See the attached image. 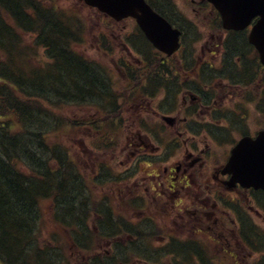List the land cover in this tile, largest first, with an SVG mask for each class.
<instances>
[{
    "label": "flooded vegetation",
    "instance_id": "af4514ba",
    "mask_svg": "<svg viewBox=\"0 0 264 264\" xmlns=\"http://www.w3.org/2000/svg\"><path fill=\"white\" fill-rule=\"evenodd\" d=\"M147 1L155 2L158 11L171 20L178 22L174 24L181 32L180 46L173 53L164 54L156 50L146 40L135 19L128 17L115 20L103 13L101 14L105 20L118 24L123 23L120 32L114 35L112 40L100 29L95 33V46L104 56L111 57L112 65L103 63L102 65L96 59L89 60L75 48V53L79 54L78 57L87 62L84 59L86 58L91 67L101 68L105 74L115 78L117 76L114 74H117L120 76L119 80L124 77L126 81L124 89L113 88L109 90L110 97L107 99L97 97L91 91L78 92L79 94L88 93L89 97L77 96L74 101L76 109L78 107H90L94 112L92 113L93 117L81 118L82 116L77 111V125L79 127L84 125L88 129L91 128V130L105 127L107 131L113 125L120 127L123 122L122 113H127L128 117L132 118L133 126L137 128L138 133L141 135L138 136L135 142L126 138L128 141L125 148L135 146L134 149L128 152L129 159L127 162L129 164H127V168L106 172L105 164L99 161L96 163V171L99 172V177H107L106 181L93 183L94 178L87 177L84 173V177L82 175L79 177L87 190L86 193L89 192L88 188H95L100 183L108 185L110 190L122 188L127 194H129L131 188H135L136 193H140L143 198L138 203L139 207L144 210L148 209L150 211L149 215H154L144 217V222L156 223V219H161L164 224L167 223L182 231L185 229L186 233L191 234H187L188 236L200 235L205 237L207 234V238L211 242L218 240V243L222 244V248L224 246L234 249L235 253L238 254L237 251H243L246 248L242 236L236 231L234 225L240 224L241 219L247 217L242 214L240 201H235L234 194L243 196L251 211L262 218L264 216L249 203V197L247 196L249 189L241 190L239 187L228 189L226 180L229 175L222 173L227 155L218 166H212L209 161L210 157L197 147L196 140H180L178 136L182 133V130L199 129L203 125H211L216 129L212 131L214 136H216V133H222L223 138L221 141L224 139L231 140L229 135L232 130L238 129L239 137L234 140L233 145L244 136L255 137L258 131L264 128V123H258V119L264 122V82L261 83L262 90L259 98L257 97V89L255 92L252 88L243 93L244 88L250 87L253 78L258 77V75L264 77V66L261 64L257 50L248 39L250 26L241 30L225 29L221 25L216 11L206 0H189L192 10L198 16H202L204 21L208 23L205 26L186 23L180 7L171 2L168 3L166 0ZM207 14H210V17H207ZM256 20L254 19L253 22H256ZM193 30H196L195 35H192ZM193 36L197 39L194 40ZM200 40L207 42L204 45L206 53L202 57L200 55L194 56V51L190 48L193 43ZM77 43L78 40L75 41L74 45L76 46ZM116 44L120 48L117 58L113 56ZM235 44L238 47L231 49L234 48ZM100 64L102 66H99ZM227 70L234 71L236 76H230ZM94 75L96 74L94 73ZM136 78H139L140 82L133 85L135 83L133 79ZM223 81L227 83L223 84ZM211 83L220 86L216 87V95L212 92L213 88L209 86ZM99 84L104 87L103 84ZM176 86L181 88L182 93L185 92L184 97L178 98L176 95L177 88L174 89ZM156 93L159 95L158 103L150 104L151 99H149L150 101L144 99L139 103L143 108L137 110V112L142 113L140 114L142 120L140 115L135 116L132 113V108L135 106L133 100L136 95L154 98ZM250 93L257 96H251ZM124 95L127 97L124 98ZM123 100L128 102L119 105ZM224 100L232 104L223 106ZM249 100L252 101L249 107L255 108V113H251V117H253V126L251 127L249 124L250 117L247 115L249 104L246 105ZM160 106L169 107L166 110H173L175 113L167 115L165 110L161 111L159 109ZM147 109L151 110L154 116L159 119L154 121L156 124H153V126L163 127L167 132H169L168 127L172 129L170 143L175 147L173 153H176L179 149V153L182 154L181 158L178 157L176 160H172L173 157H169V155L161 158L160 154L156 152L157 148L153 146L154 144L147 142L148 140L151 141V133L145 131L151 129L150 124L143 117V113L147 112ZM238 109L239 111H236ZM228 112L229 114L234 113V115L230 118L225 116V122L228 123L223 124L224 121H222L221 124V119ZM195 115H198V119L195 118ZM163 116H166L167 120H164ZM237 117L238 119H236ZM250 123L252 125V119ZM173 130H175L174 135H172ZM107 138L108 136L105 140ZM114 139L116 138L113 136L108 139V142H113ZM109 144L107 143V145ZM206 148L204 147V149ZM144 162L145 166L143 167ZM168 162L170 163L166 164ZM141 171L143 174H140ZM132 178L136 183L134 185L130 184ZM121 185H124V187ZM129 196L126 197L127 205H129ZM112 201L110 196L105 195L94 215L102 213V209L109 210L110 207L112 208ZM237 203L240 208L237 207ZM165 213L169 214V218L172 217L171 223L165 219ZM83 240L84 238L80 233L76 245H82ZM108 241L110 247H112L113 236L111 234L108 235ZM186 241H188V247H192V243L198 244L195 251H191L190 261L202 264L200 261L201 256H203L200 251L204 250L202 244L194 239H187ZM125 249L126 252L134 251L131 242L125 243ZM177 250L181 262L179 264H182L185 261V256L181 252L182 249ZM105 252L109 253L107 249H105ZM110 259V262L98 263L94 261V264H114V254L111 255ZM118 262L124 264L125 261Z\"/></svg>",
    "mask_w": 264,
    "mask_h": 264
},
{
    "label": "rangeland",
    "instance_id": "374dc122",
    "mask_svg": "<svg viewBox=\"0 0 264 264\" xmlns=\"http://www.w3.org/2000/svg\"><path fill=\"white\" fill-rule=\"evenodd\" d=\"M173 1V2H171ZM172 4L176 5L177 7H180L182 10V13L184 14L185 20H187L191 25L201 24L200 20L204 18L202 16H198L193 10L192 5L190 4L188 7L185 6L186 0H169ZM35 3L38 7H34L35 13L36 8H39L40 12H50V15L52 18L58 20H62V22L66 25H70L71 28H69V32H67L68 35L71 36V38L68 41V49L70 50L75 41L78 40L77 45L74 48H77V51L81 53L84 57L89 58V60H98L102 64L112 65L113 61L111 57L104 56L102 52H100L97 47L95 46V33L100 29L103 31L104 34L110 36V39L114 37V35H117L120 32V29L123 25V23H113L105 20L103 16L95 9L91 8L85 1L83 0H35ZM29 13H33V7L30 6L28 9H26ZM39 13V12H38ZM178 14H180L178 12ZM34 17V16H33ZM32 17V18H33ZM207 17H210V14H207ZM184 20V19H183ZM184 20V21H185ZM104 21V22H103ZM187 23V22H186ZM208 24V23H207ZM16 27H12V30L14 31ZM112 34V35H111ZM31 35H35L34 33H26L21 34L20 39L23 37V46L25 44L28 45L29 53L31 55L30 60L25 61V66L18 65L16 61L13 58V52L10 54L9 59L2 60L5 64V70L8 72L11 70V67L19 68L21 70H40L44 71L48 65H51L52 62L48 61L47 58V51L43 46L37 45L36 41L34 40V37ZM36 39V38H35ZM114 40V39H113ZM26 42V43H25ZM207 42L200 40L199 42L193 43L190 48L192 51H194L193 55H200L201 57L206 53V49L204 48V45ZM36 44V45H35ZM118 44V43H117ZM117 44L114 46L115 48V54L113 56H116L120 51V48L117 46ZM238 47L237 44L234 45V48L236 49ZM4 49H1L0 54L4 55L3 53ZM74 50V49H73ZM76 52V49L74 50ZM15 52V51H14ZM16 54V52H15ZM258 54V53H257ZM77 56H79L78 53H76ZM82 56V57H83ZM83 57V58H84ZM87 62L88 60L84 58ZM10 60V61H9ZM1 61V60H0ZM91 63V62H90ZM99 66H102V65ZM90 65V64H89ZM10 68V69H9ZM93 72L96 74V79L99 81V83L103 84L105 87L111 89H124L125 88V78L114 74L117 76V78L105 74L101 68L98 67H91ZM250 72V71H249ZM227 73L234 77L236 76L234 71L227 70ZM135 78V77H134ZM135 83L133 85H136L138 82H140L139 78H136ZM4 81H0V89L3 90L2 84ZM264 82V77L262 78L261 75L256 76V78H253L250 82L249 88H244L243 93L246 90L252 89L253 92L257 89L258 96L254 93H250L251 96H257L258 98L261 95V83ZM42 84L41 88L39 89L42 93H49L46 88L44 87L46 84L49 85L48 79H43L40 82ZM227 82L223 81V84H226ZM78 84H83V80L79 81ZM181 85V82L179 83ZM131 85V86H133ZM178 86V85H177ZM177 86L174 88L176 90ZM210 88H213L212 92L216 95V87H220L216 83H211ZM0 90V91H1ZM9 90L14 93L15 90L9 87ZM29 92V91H28ZM65 90L64 88L59 89L58 91L52 92L53 94H56L60 97L65 96L64 94ZM44 93V94H45ZM176 95L178 98H182L185 95V92L182 93V90L180 87L177 88ZM10 95L3 96V99L5 102L3 105H8L10 103V99H6L5 97H9ZM1 97V96H0ZM124 98L127 96H123ZM171 98V96L169 95ZM59 97H51L50 99L44 98L41 99L39 102L30 100V96H25L22 99H17L18 106L23 111H28L30 115H33L34 119H36L40 123L46 124V126L50 123L52 125L50 112L53 109V106L58 103L60 99ZM169 98V99H170ZM2 99V98H0ZM0 100V103L1 101ZM147 99V101H150V104H156L159 102V95L156 93L154 95V98H151L149 96L144 97L143 95H136L135 99L133 100V104L135 106L132 108V113H134L135 116H139L142 113L137 112V110H141L143 107L140 106L139 103L142 102V100ZM172 100L173 97L171 98ZM26 101V105L23 103ZM175 101V100H174ZM128 101L123 100L120 102L119 105H124ZM232 103L229 101L224 100L223 106H229ZM249 104V105H248ZM252 104V101H248L246 105L247 107V115L249 118V124L250 127L253 126V117H251V113H255V108L249 107ZM36 107H33V106ZM74 104L71 102L68 106H62L60 105V109L58 112H55L54 114L58 117H61L63 119V128H61V133L57 132L52 137V144L57 145V143H61L62 146L67 149L68 152H72L74 154V159L78 163V166L73 167L76 174L77 171L80 170V172L84 173L87 177L94 178L93 183H99L102 181H106L107 177H99V172L96 171V163L101 162L102 164H105L104 168L106 172L109 171H115V170H122L124 168H127L129 162H127L128 158V152L135 148V146H129L126 147V142L128 140H132L135 142L136 139H138V136L141 135L138 133V130L135 126H133L132 118L128 117L127 113L123 114V122L120 127L116 128V136L113 140V142H108L111 137L108 136L107 140H105L106 135L104 132H100L98 130H91V128H86V126L82 125L79 127L76 123L77 114L76 112L79 111V114L82 116L81 118H86L88 116L93 117V110L90 107H72ZM245 105V106H246ZM244 106V107H245ZM12 108V106H10ZM120 107V106H119ZM169 107L166 106H160V110H165L168 114L175 113L173 110H166ZM236 111H239L236 110ZM230 112V111H229ZM225 113L223 118L221 119L224 121L223 124H227L228 122H225V116L231 117L234 115V113ZM259 115V113H257ZM143 117L147 120V122L150 124V138L151 141H147L150 144L155 141L156 137L158 136L163 140L164 142L168 143L170 141V134L166 130H161L158 127L153 126V124H156L154 121L159 120L157 117L154 116L151 110L147 109V112L143 113ZM201 117V116H200ZM239 117V116H238ZM238 117L236 119H238ZM29 118L28 124H30V131L35 132L37 134L40 133V129H38V126L34 124V119ZM195 118L198 119V115H195ZM141 119V115H140ZM252 119V125L250 123V120ZM142 120V119H141ZM232 120V119H231ZM60 122V121H59ZM259 124H263L264 122L262 120L258 119ZM53 126V125H52ZM114 126V125H113ZM29 127V126H28ZM105 128V127H104ZM111 127L108 129V131H111ZM233 129V128H231ZM253 130V128H251ZM167 130L172 131L170 127L167 128ZM215 127L211 125H203L201 128H190L186 130H182V133L178 136V138L185 139L186 141L189 140H196L197 141V147L204 151L205 155L207 154L210 157V163L212 166H218L220 163H222L223 158L226 156L227 152L229 151V148L232 147V143L235 139L239 137V131L238 129L232 130V133L229 135V139H224L221 141L223 136H221L222 133H216V136H214ZM47 133V132H46ZM45 133V139L48 140V143L51 144V140L49 137L46 136ZM141 133V132H140ZM158 133V134H157ZM175 130H173L172 135H174ZM213 133V134H212ZM142 134V133H141ZM128 138V140H126ZM36 140V138L34 137ZM60 140V141H59ZM41 141V140H37ZM130 142V141H129ZM107 143H110L107 145ZM156 147V144L153 143ZM35 146L38 148L39 145L35 142ZM167 151H171L172 144H166ZM204 147H207L204 149ZM63 150V149H62ZM150 152V151H149ZM180 150L178 149L176 153L171 154L169 157H173L172 160H176V158H181L182 154L179 153ZM65 153V152H64ZM168 153V154H169ZM33 154L38 155L39 152H33ZM45 154V153H41ZM167 154V155H168ZM175 156V157H174ZM178 160V159H177ZM69 162H73V159H70ZM170 162L166 163L169 164ZM127 165V166H125ZM142 166H145V162L142 164ZM25 169V168H24ZM144 171V169H142ZM145 172V171H144ZM140 174H143L142 171ZM130 184L134 185L136 184L133 181V178L130 180ZM124 187V185H121ZM104 188V189H101ZM107 188V189H106ZM108 185L100 183L99 186H96L95 188H88L91 192V196L95 198L91 202V209L94 211L95 209L99 208V199L101 198V195H108L113 200L111 202L112 207H110V211L113 216H123L126 217L125 213H121V201L122 203L127 206L126 200L128 195H134L136 194L135 188H131L129 194L122 188H113L114 190L108 189ZM130 189V188H129ZM190 193V189H189ZM245 203V202H244ZM42 208L41 213L42 220H41V227L38 230V237L39 241L36 240V244L39 247L40 245L42 247L49 246L52 249V257H45L43 260H41L44 264H94L96 262H110L111 255L114 254L115 260L114 264H123L119 263L120 259L122 261H125L124 264H137V258H142V255L139 254H148L151 256L152 252L155 251V254L158 253L159 258L161 259V262L164 264H169V254L173 250L171 245H176L178 249H182V253L187 258L184 262L185 264H198L195 262H187L190 260L191 251H195V248L198 244L192 243V247H188V241L190 240H196L199 241L202 246L204 247V250L200 251L203 256H201L200 261L202 264H261L259 261L261 258H259L261 255L264 256V246H261L259 250L262 252L256 250V253L253 254L243 249V251L239 250L237 251L238 254H236L234 249H229L227 247L223 248L221 247V243H218V240L210 241L207 238V234L205 237L197 235V236H188L191 234L186 233V230L184 231L177 229L176 227H172L168 225L167 223L164 224V222L161 219H157V223L155 225H148V224H138L136 227L137 229L144 231L145 234L143 235V239L139 237L138 245L139 247L142 245L144 247V251H141L138 253L137 251H130L126 252V249L123 251H112L110 250V243L108 241V237H103L105 234L102 231H99L98 233L102 234L100 236H96V238L89 244L86 248H80L79 246H76V244L72 243L69 239V234L62 224L56 222L53 220V209L52 204L49 200H43L41 201ZM242 208H246V205ZM257 208L262 212V216H264V197L262 200L258 203ZM128 210V206H127ZM249 210V209H247ZM133 214V212H132ZM128 215V214H127ZM91 216V215H89ZM255 225L257 226L258 230L261 232V234H256V232L251 233V240L258 245L259 240L264 238V218L261 216H257L252 211L249 215ZM137 216H135L136 218ZM167 222H172V217L169 218V215H164ZM133 221L138 222L139 220L134 219ZM91 222L88 224L87 227L91 226ZM231 224V223H230ZM233 225V224H232ZM111 224H108V228H110ZM235 226L238 227L236 224ZM179 228V226L177 225ZM230 228L232 226H229ZM137 229L135 231L139 232ZM237 232H239L238 228L236 229ZM209 233V232H208ZM188 234V235H187ZM210 234V233H209ZM129 238H123L124 241H127ZM147 239V241L145 240ZM142 240H145L142 242ZM171 242L168 245H161V241H167ZM103 246H100L102 245ZM164 244V243H163ZM253 244V243H252ZM254 245V244H253ZM40 246V247H41ZM82 246V245H81ZM255 246V245H254ZM110 248V249H109ZM150 248V249H148ZM42 249V248H41ZM105 249L108 250L109 253L105 252ZM175 254H178V251L174 250ZM206 254V256H205ZM91 255L93 257H100V260H92L90 259ZM146 256H144L145 258ZM160 262V263H161ZM264 263V259L261 261ZM156 262L155 264H160ZM161 263V264H162ZM4 264V263H1ZM111 264V263H110Z\"/></svg>",
    "mask_w": 264,
    "mask_h": 264
},
{
    "label": "trees",
    "instance_id": "16d2710c",
    "mask_svg": "<svg viewBox=\"0 0 264 264\" xmlns=\"http://www.w3.org/2000/svg\"><path fill=\"white\" fill-rule=\"evenodd\" d=\"M30 6L33 13L26 10ZM34 7H38L35 0H0V52L4 49L2 51L5 53L0 54V81H4L0 98L10 95L5 98L10 99L11 103L3 105L4 99L0 103V258L5 264H44L41 260L52 257V251L41 245L38 247L35 242L39 241V202L43 199L54 201L55 215L58 212L61 224L73 231L79 228L84 239L90 237L87 225L93 212L91 196L68 164L73 158L72 152H68L60 142L52 144V137L57 132L61 133L64 125L62 114L58 117L54 113L59 111L60 105L65 107L73 103L77 96L89 95L78 92L91 91L100 98L110 97L108 88L100 86L91 65L76 56L74 47L68 49L71 36L67 32L70 25L52 18L49 11L40 12L36 8L35 13ZM12 27H16L14 31ZM26 33L35 34L37 45L46 49L48 61L52 63L44 71L11 67L7 72L2 61L4 56L8 60L13 52L14 60L23 67L25 61L31 58L28 45L23 46L25 40L23 37L20 39L21 34ZM43 79L49 80V85L44 86L49 93L44 94L39 90ZM81 80L83 84H78ZM9 87H13L15 95ZM61 88L67 91L65 96L52 95ZM75 88L78 92L74 91ZM25 96L37 102L46 97L61 98L50 112L53 126L38 122L33 118L35 116L19 108L17 99ZM23 104L26 105V101ZM29 118L34 119V124L40 129L39 134L30 131L31 125L27 126ZM116 127H111L110 137L114 135ZM45 133L51 144L45 139ZM102 211L106 220L101 222L108 230L114 217L110 210ZM108 224H111L110 228Z\"/></svg>",
    "mask_w": 264,
    "mask_h": 264
},
{
    "label": "water",
    "instance_id": "95a60500",
    "mask_svg": "<svg viewBox=\"0 0 264 264\" xmlns=\"http://www.w3.org/2000/svg\"><path fill=\"white\" fill-rule=\"evenodd\" d=\"M210 1L219 9L225 20V25L230 28H237L239 25L246 24L248 18L254 12L261 14L262 18L256 27L257 31L253 32L251 40L261 50V60L264 63V6H262V2L259 0ZM86 2L97 6L100 10L105 11L116 19L129 15L135 16L149 40L167 54L177 47L178 31L171 29L170 25L146 5L143 0H86ZM241 19L244 20L239 22ZM259 144L260 139L255 141L245 139V141L237 144L225 168V170L234 174V179L246 181L247 183V178L242 177V171L247 172L248 168H259V165L255 163L257 160L255 158L259 156ZM257 172L260 173V170H257ZM262 182L264 180L259 184Z\"/></svg>",
    "mask_w": 264,
    "mask_h": 264
},
{
    "label": "bare ground",
    "instance_id": "6f19581e",
    "mask_svg": "<svg viewBox=\"0 0 264 264\" xmlns=\"http://www.w3.org/2000/svg\"><path fill=\"white\" fill-rule=\"evenodd\" d=\"M176 23H178V22H176ZM86 70H87V69H86ZM87 76H88V75H87ZM76 89H77V88H75L74 91H76ZM64 90H65V89H64ZM68 91H69V90H68ZM65 92H67V91L65 90ZM65 92H64V93H65ZM76 92H78V91H76ZM74 93H75V92H74ZM78 94H79V93H78ZM80 95H82V94H80ZM82 97L86 98V97H89V95H88V96H83V95H82ZM74 101H75V99H74ZM23 143H24V142H23ZM19 144H20V143H19ZM22 150H23V149H22ZM40 186H41V185H40ZM40 188H41V187H40ZM21 192H22V191H21Z\"/></svg>",
    "mask_w": 264,
    "mask_h": 264
}]
</instances>
